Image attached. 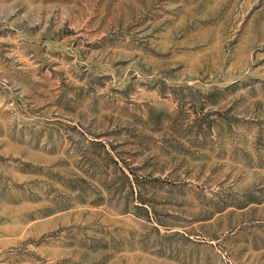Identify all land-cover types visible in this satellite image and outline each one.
Wrapping results in <instances>:
<instances>
[{
	"label": "rangeland",
	"instance_id": "1",
	"mask_svg": "<svg viewBox=\"0 0 264 264\" xmlns=\"http://www.w3.org/2000/svg\"><path fill=\"white\" fill-rule=\"evenodd\" d=\"M0 264H264V0H0Z\"/></svg>",
	"mask_w": 264,
	"mask_h": 264
}]
</instances>
